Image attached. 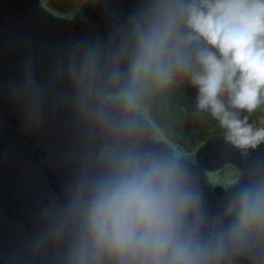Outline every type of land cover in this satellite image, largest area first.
<instances>
[{"label":"clouds","instance_id":"clouds-1","mask_svg":"<svg viewBox=\"0 0 264 264\" xmlns=\"http://www.w3.org/2000/svg\"><path fill=\"white\" fill-rule=\"evenodd\" d=\"M80 115L107 138L49 240L61 264H264V175L209 215L178 149L140 146L146 101L186 83L195 107L247 156L264 144V0H140L112 59L70 61Z\"/></svg>","mask_w":264,"mask_h":264},{"label":"water","instance_id":"water-1","mask_svg":"<svg viewBox=\"0 0 264 264\" xmlns=\"http://www.w3.org/2000/svg\"><path fill=\"white\" fill-rule=\"evenodd\" d=\"M139 3L79 0L61 11L51 0H0V264H61L63 246L48 242L107 141L77 110L69 64L87 51L110 62ZM146 107L140 146L178 149L210 216L222 210L225 189L264 175V144L242 156L220 132L200 138L204 119L191 108L167 129L154 120L150 97ZM250 122L259 126L256 112Z\"/></svg>","mask_w":264,"mask_h":264},{"label":"trees","instance_id":"trees-1","mask_svg":"<svg viewBox=\"0 0 264 264\" xmlns=\"http://www.w3.org/2000/svg\"><path fill=\"white\" fill-rule=\"evenodd\" d=\"M61 11L72 9L79 0H51ZM195 90L189 86H173L168 89H156L150 96V109L154 120L165 128L179 122L183 115L182 107L191 108L204 121L198 126L199 136L204 139L210 134L219 132L217 123L206 113L199 112L195 107ZM256 122L264 126V106L256 110Z\"/></svg>","mask_w":264,"mask_h":264}]
</instances>
